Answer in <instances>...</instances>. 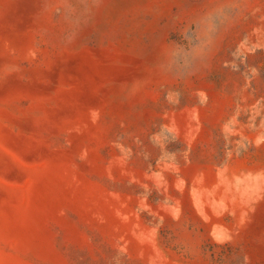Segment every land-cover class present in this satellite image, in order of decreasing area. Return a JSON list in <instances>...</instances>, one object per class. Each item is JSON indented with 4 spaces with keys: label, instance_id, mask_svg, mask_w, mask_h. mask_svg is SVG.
Listing matches in <instances>:
<instances>
[{
    "label": "rangeland",
    "instance_id": "obj_1",
    "mask_svg": "<svg viewBox=\"0 0 264 264\" xmlns=\"http://www.w3.org/2000/svg\"><path fill=\"white\" fill-rule=\"evenodd\" d=\"M0 264H264V0H0Z\"/></svg>",
    "mask_w": 264,
    "mask_h": 264
}]
</instances>
